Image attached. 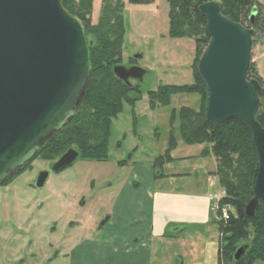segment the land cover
I'll return each instance as SVG.
<instances>
[{
    "label": "rangeland",
    "instance_id": "obj_1",
    "mask_svg": "<svg viewBox=\"0 0 264 264\" xmlns=\"http://www.w3.org/2000/svg\"><path fill=\"white\" fill-rule=\"evenodd\" d=\"M123 1L121 62L126 66L135 61L131 57L140 55L136 63L146 71L138 87L140 99L133 106L123 103L122 111L112 119L106 159L78 157L54 172L50 167L58 158L44 160L36 156L37 151L27 162L28 168L0 185V264L218 262L216 221L228 218L232 208L221 204L224 191L211 173L216 160L210 150L202 154L205 145L184 143L178 120L173 127L169 120L172 110L199 109V96L174 93L168 105L155 103L154 108L147 97L148 91L160 85L191 84L194 56L197 63L201 56L195 55L193 38H169L165 0L149 5ZM101 2L93 1L92 24L98 20ZM253 9L263 27L254 28L257 37L250 59L264 87V0H256ZM242 25L250 27L247 19ZM171 136L176 140L170 153L173 160L154 169V159L164 154ZM41 171L49 174L37 188L34 182ZM164 188L196 197L208 195L210 208L177 234L171 233L170 225L162 236L153 234L149 193Z\"/></svg>",
    "mask_w": 264,
    "mask_h": 264
},
{
    "label": "water",
    "instance_id": "obj_2",
    "mask_svg": "<svg viewBox=\"0 0 264 264\" xmlns=\"http://www.w3.org/2000/svg\"><path fill=\"white\" fill-rule=\"evenodd\" d=\"M198 11L205 17L209 36L197 63V73L208 92L204 117L211 123L237 118L251 132L257 169L243 213L253 219L259 203L264 202V127L257 120L264 102L258 95V81L247 78L256 32L226 18L218 1L204 2ZM255 15L251 12V24ZM112 71L127 86H131L130 80L140 83L146 72L140 66L122 64ZM89 77V50L82 25L63 8L61 0H0V182L69 123ZM78 157L69 148L50 170L58 172ZM48 174L41 171L34 186L42 187ZM248 247L246 243L237 246L232 261H240Z\"/></svg>",
    "mask_w": 264,
    "mask_h": 264
},
{
    "label": "trees",
    "instance_id": "obj_3",
    "mask_svg": "<svg viewBox=\"0 0 264 264\" xmlns=\"http://www.w3.org/2000/svg\"><path fill=\"white\" fill-rule=\"evenodd\" d=\"M94 0H61L63 8L82 25L88 42L90 79L79 107L69 123L52 134L39 148L36 156L44 160H55L69 148L75 149L79 157L102 161L107 156V141L110 125L121 111L123 103L133 106L140 99L138 87L127 86L113 74V67L121 62L124 35L123 0H101L99 17L91 22ZM168 4L169 38H193L195 55L201 56L209 37L205 17L199 13L198 6L208 1H218L221 13L228 19L243 24L250 14L256 0H165ZM136 5H149L154 0H127ZM249 14V15H248ZM251 26V25H250ZM256 13L253 28H262ZM194 56L193 82L184 85H160L155 91H148L151 108L155 103L168 105L174 93L198 94L199 109L181 108L169 114L173 127L178 120L181 140L186 144H203V155L211 151L216 167L211 172L217 179L225 196L221 204H228L232 213L224 220H217L220 235L217 264H264V202H260L253 219L244 216L243 210L252 195L253 180L257 169V156L252 143L251 132L239 119L231 118L223 123L205 120L204 113L208 92L203 80L196 72ZM260 84L258 92L264 102V87L253 64L247 74ZM257 120L264 127V106L257 114ZM176 140L171 136L164 154L154 159L153 168H160L164 162L173 160L171 151ZM28 168V163L12 176L0 182L6 185L16 175ZM161 176V173L159 174ZM249 244L248 249L238 262L232 261L235 248Z\"/></svg>",
    "mask_w": 264,
    "mask_h": 264
},
{
    "label": "crops",
    "instance_id": "obj_4",
    "mask_svg": "<svg viewBox=\"0 0 264 264\" xmlns=\"http://www.w3.org/2000/svg\"><path fill=\"white\" fill-rule=\"evenodd\" d=\"M153 167V165H152ZM151 174V169L146 168ZM160 176V175H158ZM161 192L149 193L151 196V233L163 235L165 226L172 227V234L183 230L184 225H190L200 216L206 215L210 208L207 196H192L173 193L162 189ZM164 191H166L164 193Z\"/></svg>",
    "mask_w": 264,
    "mask_h": 264
},
{
    "label": "flooded vegetation",
    "instance_id": "obj_5",
    "mask_svg": "<svg viewBox=\"0 0 264 264\" xmlns=\"http://www.w3.org/2000/svg\"><path fill=\"white\" fill-rule=\"evenodd\" d=\"M133 60H135L134 62L132 61V62H129L127 65H126V67H130V66H138V64L136 63V59L135 58H133V57H131ZM119 64H122V62H120ZM130 82H132L131 83V86H135V87H139V83L138 82H136V81H134V80H131ZM50 169H51V167H50ZM99 227H101V226H99Z\"/></svg>",
    "mask_w": 264,
    "mask_h": 264
},
{
    "label": "built area",
    "instance_id": "obj_6",
    "mask_svg": "<svg viewBox=\"0 0 264 264\" xmlns=\"http://www.w3.org/2000/svg\"><path fill=\"white\" fill-rule=\"evenodd\" d=\"M230 207V206H229ZM224 216H225V214H224Z\"/></svg>",
    "mask_w": 264,
    "mask_h": 264
}]
</instances>
